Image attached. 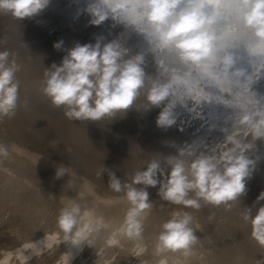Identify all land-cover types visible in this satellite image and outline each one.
<instances>
[{"label": "rangeland", "instance_id": "374dc122", "mask_svg": "<svg viewBox=\"0 0 264 264\" xmlns=\"http://www.w3.org/2000/svg\"><path fill=\"white\" fill-rule=\"evenodd\" d=\"M67 3H68V1L66 3L64 2L63 4L67 5ZM6 15L7 14H5V15L3 14V15H1V18H0V32L1 33L3 31L5 32L2 34L0 33V39H2V40H0V51H4L7 47L5 36L8 35V32H10V29H11L10 25H8V24L10 22L15 21V19L11 15H10V17H8L9 15H7L6 18H9L8 20L3 19L2 17L6 16ZM82 15H83V17H82ZM87 15H90V13L87 12V10L86 11L83 10V12L81 13V15L79 17V18L85 19V21H84L85 24H87V22L90 20V18H92V17H88ZM108 19H111L110 20V22H111L110 28H109L110 31L108 33H105L104 40H103V43L101 45L103 46L104 44H107L109 42H113V38H114V41L120 42L122 40L120 43L125 48L130 50L129 51L130 56L131 55L132 56L141 55L142 57L144 56L143 57L144 62L142 63V65L144 67L142 65L141 66L143 69L146 67L144 69V72H146L148 70L147 68H149V71H147V73H146L147 75L145 74L146 77H148L150 79V80L148 79L149 82L147 81L148 86L150 87L151 83L153 81L159 82V83H173L175 96L179 97L181 100L183 99L182 101L186 105L184 106V105H181L178 103L175 106L173 111L176 114V124L172 126L173 129L171 127L167 128V129H162V128L157 127V124H156L158 115L162 111V108L164 106H166L168 101H166L165 104L162 105V107L160 106L161 108L160 107L157 108L154 106L155 108L153 107L154 109H150L151 111H149V110L145 111L143 109L138 110L137 108L133 107V109L131 108L132 111H130L131 109H129L125 116H120L121 118L118 117V118H115L114 120H112L111 118H104L103 120H101L99 122L73 121V120H70V122H68L69 119L64 114L65 113L64 108L60 107V108H58L59 109V111H58L57 107H55V108L51 107L52 103H51L50 99L44 95L42 96V94H43L42 93L41 96L40 95L39 96L45 102H42V104L44 103L42 106L39 105L42 107L39 110L40 111L39 113H41L40 114L41 117L38 115L39 114L38 113L36 115L38 119L35 116L33 119H31V121H30V119L26 120V123L28 122V124H30V125H28V124L24 123L25 118L23 117L24 115L22 114L20 109H22L21 104L26 103L30 99V98H28V96L31 97L34 90L37 88L39 81H40V77L42 75L41 72H43V70L41 68H39L40 64L38 62H32L31 63V61H30V60L34 61L35 59L40 58L38 56L39 52L36 54H33V56L30 55L31 57L29 56V53H34L33 51H34V49L37 48V45L36 44L32 45L33 47L31 48V51L28 52V54L23 59H20L18 56H17V58H15V57L11 58V59H15V60L17 59L16 62H17V64L20 65V71L17 73V76L18 75L19 76L17 78L20 82V99L21 100L19 99V107L17 108V111H16L17 115L15 114L16 117H13L19 123L18 122L16 123V121L12 118H11L12 120L7 118L9 120V122L7 121V119L5 120L6 121L5 122L4 119L6 117L3 118V121L0 122V135L2 136V137H0V138H2V139H0L1 140L0 142H2V144L6 143V145H8L7 142L9 144H11V142H12V145H15L17 143L14 146L15 150H17V151L19 150L18 152H21V150H22L21 154H24V156L26 153H28V154L32 153L31 155H34L35 157L38 158V162L32 166L31 163L26 162L27 159L23 155H22V157L20 156V158H17L16 157L17 155L14 154L17 151H15L12 148L13 146L11 147V145H10V148H12L11 153H13L14 155H11V153H10V155L6 158L0 157V159L2 158V161L0 160V170H2L1 172L2 173L5 172L6 176L9 175L7 179L12 178L11 181L12 180L16 181L14 183L11 182L10 183L11 185H16L17 183H19L18 186H15L18 189L13 187V186L10 187L11 185L10 184H9L10 186L8 185L9 181H6L7 180L6 176L2 177V173L0 172L1 173V175H0V193H1L0 201L2 202V200H4L3 202L6 201V204L8 202L7 205H5V206L3 205V207L5 209L4 211H7V213L3 212V210H2L3 208L1 209L2 204H5V203L2 202V204H0L1 205V207H0V209H1L0 218L3 215L5 216V214H6V216L8 218H6V216H5V218L8 220L11 219L10 221H8L5 218H2L3 220L4 219L6 220V222L4 220V223H2L3 220L0 221V225H1L0 227H2V225L4 224L3 225L4 227L0 230V255H1L0 256V264H25V263H27V264L28 263H31V264L32 263L33 264H60L62 262L64 253H66L68 251V249L71 245L67 242L61 243V241L63 240V233L60 232V230L57 227L56 218L59 215L61 208H63L64 206L68 205L71 202H75V203L80 204L82 210H84V209L89 210L91 213V215L89 217L90 219L95 220V218H99L103 221V226L100 228V232L98 231L96 233H93V235L90 237V239L94 238L95 241H96V239L98 241V238H97L98 235L102 236V235L106 234V236H104V238H103V239H105L104 242L101 241L102 238L99 236V238H101V239H99L98 242L96 241V243H94V240L92 239L93 240L92 241L93 246H90L88 248V246L85 245L83 247L77 248V251H76L77 253L75 254L74 259L70 262V264H84V263L85 264H113V263L114 264H161V261H164V264H264V248L261 247L255 239L252 238L250 224L245 223L242 219V214L245 211V207L250 208L252 210V214L255 215L258 208L261 206H264V201H260L259 203L256 202L257 197L260 195V193L264 192V167H263L264 164H262V163H264V150H263L264 149L263 148L264 147V145H263L264 140H261L262 142L260 140H257L255 142L254 148L249 150V153H248L249 157L255 161V168L253 171L254 174L252 173L251 179L247 180V182H246V188H247L246 194L244 196H242L240 200H237L236 202H234L230 209L226 210L223 205H221L219 207L213 206L211 204L204 205L203 202H202V207L198 210L190 208V207H184L182 205H173V204H170L166 201L161 200L160 197L157 195L159 186H157L155 188L149 187L147 190L150 194L149 198L152 201L153 206L145 214V218H144V222H143V232H142L141 238L138 240H132V239H129L127 236H125L120 231L121 226L124 222V218H125L126 212L128 210L129 204H128V201L126 200V197H125L123 192H119V193L115 192L114 190H112L109 187V180H110L109 173L110 172L114 173L116 175V177L121 180L122 184L128 183V182H131V178L135 174V172H137L139 170H146V164L148 162H150L152 159H164L165 156L179 155V149H181V148H186V147L191 146V149H192V147H194V149H192V150L196 154L197 153L200 154L201 152H204V151H205L204 153H208L211 149L216 148L217 145H219V147H221V148L229 147L230 145L227 146V145L222 144L226 138V131L225 130H231L232 129L236 119L238 118V115H239L241 108L251 107L252 103L256 102V100H258L260 103H263L262 101H264V82L262 80H259V77L257 75H255V73L253 72V69H256V68L260 69V65L258 64L256 66H251V64H250V66H249L247 63H245L247 61L250 62L251 56L247 55L244 51H241L240 49L237 50L236 52H234L233 54H231L234 62L230 66L228 71L225 70V67L223 64V58L226 55H217L216 52H215V55L213 56V59L215 61L213 59L204 60L199 65L187 64L188 65L187 66L182 61L180 62V58H179V56H177L178 54L175 53L176 51L173 49L172 50L173 52L170 55L169 61L164 63V62H162L163 58L162 57L159 58V56H162V52H160L159 50H156L155 48L148 47V45L146 46L145 44H143V40L139 37L140 34H138L137 32L134 31L131 24L125 25V23H119L117 20L113 19L112 17H108ZM4 20H6V21H4ZM8 21H10V22L8 23ZM51 21H53L52 18H51ZM49 22H50V19H49ZM105 22L106 21H104L103 24H105ZM116 24H118V25H116ZM122 24H124L125 26ZM89 25L87 26V28L89 27L88 33H91L90 32L91 29L96 30V26L94 27L93 24H91V23ZM75 26H76L75 24H71L72 29L75 28ZM135 33H136V35H135ZM68 34L69 33H67V35ZM97 35L98 34L91 37L89 39V41L95 40ZM113 35H114V37H113ZM128 35H132V36H128ZM53 36H55V35H50V37L48 39L51 40V37H53ZM86 36H87V34H86ZM48 39L46 40V42H49ZM83 39H85V37L81 38L80 40H83ZM252 40L256 41L257 38L253 37ZM100 41H102V40H99L97 42H100ZM253 41H251V42H253ZM134 42L137 44H135ZM77 43L83 44V43H85V40L81 41V42L76 41V44ZM126 44H127V47H126ZM71 46H73V45L71 44L70 46L66 47L65 50H63L59 56H56V54H55V55H53V57L56 56V59H57V57L59 59L63 55L64 52H65L64 54H66V53H68L67 50L73 48ZM151 49H153V50L151 51ZM157 53H159V54H157ZM156 54H157V56H156ZM146 55H147V57H146ZM154 57L157 59V61ZM147 58H149V59H147ZM173 58H174V60H173ZM175 59H176V61H175ZM172 60H173V62H172ZM145 61H146V63H145ZM169 62H171L172 65ZM167 63H168V65H166ZM36 64L37 65L39 64L38 65L39 67ZM150 64H151V66H150ZM152 64H154V65L152 66ZM25 66H26V68H25ZM164 66H165V68H164ZM33 67H36V68H33ZM185 67H187V68H185ZM157 68L160 71L157 72ZM182 68H184V69H182ZM34 69L35 70L38 69L39 71L38 70L35 71ZM166 69H167V71H166ZM30 70H31V72H30ZM189 70H190V72H189ZM34 71H35V74L37 73L36 75L34 74ZM161 71H162V73H161ZM249 71H250V73H249ZM151 72H152V74L150 75ZM29 73H31V76ZM148 73H149V76H148ZM26 74L28 75L27 77H26ZM240 75H241V77H240ZM247 75H249V76H247ZM169 76H171V77H169ZM245 76H247V77H245ZM30 77H31V79H30ZM190 79H192V80L190 81ZM177 80H178V82H176ZM27 81H29V82H27ZM246 81H248V82H246ZM191 83H193V84H191ZM22 85H24V86H22ZM29 85L33 88H31ZM193 88H196L197 90L193 89ZM222 89H224V90H222ZM248 89H250V90L248 91ZM251 89H254V90H251ZM26 90L28 92L30 90H32V91H30L31 93L30 92L28 93L29 95L27 94V92H25V95L22 96V94ZM146 91H147V89L142 91V93H143L142 95L145 98L140 95L141 97L138 98V100H137L138 102L136 101V107L144 108L146 106V103H147V102H145L146 101ZM189 95L191 96L190 98H189ZM227 96H228V98H227ZM141 98H143V101ZM23 99L25 100V102ZM201 99L205 102L201 101ZM191 100H193V102ZM196 101H197V103H196ZM188 102H189V104H188ZM193 103H194V105H193ZM143 104H145V105H143ZM44 105H46L49 109L46 108V106H44ZM26 106H27V108L29 107V109H31V107L35 110L39 109V108H36V107H38L37 105L32 106V103L31 104L29 103ZM197 106H200L201 109ZM233 106H234V108H233ZM43 107L45 109H43ZM51 109H53L52 112H50ZM45 110H47V111H45ZM133 110L137 111V112H134ZM154 111H155V113H154ZM157 111H158V113H156ZM204 111H205V113H204ZM129 112H130V114H129ZM149 112H152V114ZM47 114L52 116V118L50 117V120L48 119L49 115H47ZM135 114H137V115L135 116ZM151 115L152 116L154 115V116L151 117ZM155 115L157 117H155ZM18 116L22 117V121H20L21 118ZM17 117L20 119L19 120L16 119ZM136 117H138V118H136ZM123 118H126V119H123ZM128 118L131 119L132 122H129L130 120L127 121ZM46 119H47L48 123H46ZM13 120H14V122H13ZM32 120H34V121L32 122ZM44 120H45V122H44ZM65 120H66V122H65ZM135 120H137V121H135ZM141 120H143V121H141ZM177 120H178V122H177ZM50 121H52V122L50 123ZM140 121H141V123H140ZM10 122L15 123L16 126L13 125V127H12ZM34 122H36V124L38 125L39 128L34 126V125H36ZM53 122H54V125L52 124ZM117 122H119V123H117ZM126 122H128V123H126ZM142 122L145 124H143ZM21 123L23 124L24 128H23ZM39 123H42L43 125L39 124ZM69 123H70V125H69ZM114 123H116V124H114ZM19 125H21V126H19ZM46 125H49V126L46 127ZM96 125L97 126L99 125V126L97 127ZM143 125H144V128H143ZM31 126H33V127H31ZM71 126H73V127H71ZM107 126H109L108 127L109 129L110 128L111 129L109 130L107 128ZM195 126H196V128H194ZM5 127H6V129L8 127L10 129L12 128L11 129L12 132H10L11 130L9 128H8L9 131L5 130ZM14 127H16V128H14ZM25 127H27V128H25ZM57 127H59V128H57ZM78 127H79V129H78ZM116 127H119V130ZM130 127L131 128L134 127V128L130 129ZM140 127L143 129H141ZM13 128H14V130H17V131L15 132L13 130ZM19 128H20V130H19ZM29 128H33V129L29 130ZM22 129H24V130H22ZM116 129H117V131H116ZM69 130H70L71 134H70ZM21 131H23V132L21 133ZM137 131L140 132V134ZM145 131H146V133H145ZM166 131H167V133H166ZM6 133H8L7 138L12 137L13 136L12 134H14L15 137L13 136L12 138H16L17 141L15 139H12V138H10V140L7 139ZM15 133L16 134L18 133V134L15 135ZM24 133L27 134V136L29 138ZM130 133L133 134V135L131 134V137H129ZM156 133H158L159 135H157ZM40 134H42V135L40 136ZM63 134L65 136H63ZM116 134H117V136H116ZM136 134H137V136H136ZM153 134H154V137H153ZM161 134H162V138H161ZM3 135L5 136V138ZM59 135H60V137H59ZM23 136H24V138H23ZM30 136H32V137H30ZM127 136L130 139L131 138L132 139L131 140L129 138L127 139L126 138ZM172 136H174V137L172 138ZM180 136H181V138H180ZM68 137H69V139H68ZM99 137H100V139H99ZM101 137H103L105 142L102 140ZM123 137H125V138H123ZM193 137H194V139H193ZM18 138L19 139L21 138L22 141L26 140V139H27V141H29V140L30 141L26 144V141L22 142ZM39 138H40V140H39ZM121 138H123V140ZM157 138H159V139H157ZM175 138L177 141L175 140ZM250 138L251 137H248V139L245 142H248V141L250 142L251 141ZM61 139H63V140H61ZM96 139H97V141H96ZM109 139H110L111 143H110ZM124 139L125 140L127 139L128 143L126 142L127 140L124 141ZM3 140L5 143L3 142ZM6 140H9V141H6ZM11 140H14V141H11ZM41 140H43L44 144H43V142H41ZM94 140H95V142H94ZM99 140L101 143L99 142ZM117 140H118V142H117ZM179 140H180V142H179ZM32 141H33V143H32ZM122 141H124V142L122 143ZM137 141H139V143ZM217 141H218V143H216ZM49 142H51V145ZM87 142L89 143V145ZM90 142H93V143H90ZM102 142H103V146H102ZM133 142H135L137 145H135V143H133ZM19 143L21 144V146H17V145H20ZM34 143L35 144L38 143V144L35 145ZM84 143H86L87 145ZM108 143H109V145H108ZM196 143H198V144H196ZM47 144L49 146L53 147L54 149L50 148ZM211 144H212V146H211ZM26 145H28V146L30 145L31 147L27 146L28 147L27 148ZM84 145H86V146H84ZM113 145H116V146H113ZM205 145H207V146H205ZM38 146L40 148L43 147V149L46 151V153H44L45 151L43 152V149L41 150L40 148H36ZM93 146H94V148H93ZM109 146H110V148H109ZM32 147H33L34 151L32 150ZM63 147H65V148H63ZM112 147H114V148H112ZM134 147H136V148L134 149ZM205 147H207V148H205ZM10 148L8 145V150ZM29 148L32 152L29 150ZM95 148H97L98 150L97 149L95 150ZM101 148H103L104 151L103 150L101 151ZM108 148H109V151H108ZM261 148H263V149H261ZM38 149H39V151H38ZM91 149H94V150L92 151ZM12 151H15V152H12ZM134 151L136 153H134ZM9 152H10V150H9ZM33 152H34V154H33ZM41 152H43V153L41 154ZM49 152H51V155H49ZM53 152H54V154H53ZM132 152H133V154H132ZM63 153H65V154H63ZM21 154L18 153V157ZM47 154H48V156H47ZM122 155H125V156H122ZM131 155H135V157L136 156L137 157L136 158L133 156L131 157ZM13 156H14V158L16 157L15 160H14ZM23 157L25 158V160H22V159H24ZM123 158H124V160H123ZM21 160L24 161L25 164H29V165L31 164L30 167L28 165H25ZM102 160H103V163H100V161L102 162ZM146 160H148V162ZM17 161L18 162L20 161V162L18 163ZM138 162H139V164H138ZM258 163L261 164L262 167H259L261 165H259ZM137 164L140 166H138ZM143 164H145V165H143ZM1 165L3 167H4V165H5V167L10 166L9 167L10 170H7L9 172V174L6 172V170L4 171V169H8V168L3 169V167ZM96 165H98V167ZM106 165H108L109 167H106ZM163 165L164 164L162 163V167H166L165 165L164 166ZM58 166L64 167L65 170L67 171V173L59 179L56 178V171H57ZM104 166H105V168H107L108 171L104 170L105 169ZM129 166H132V167H129ZM32 167H35V168H32ZM28 168L29 169L31 168L32 170L29 171ZM257 168L260 170H258ZM26 169H28V170H26ZM97 169L99 171H97ZM262 171H263V174H262ZM13 172L16 174H13ZM98 172H99V174H98ZM98 176H100V177H98ZM3 178H5V179H3ZM161 178H163V177H161ZM2 181L3 182L5 181V182L1 183ZM103 182H105V183L103 184ZM2 184H4V185H2ZM11 188H12V190L14 188L15 190H13V191H15V192H13L12 190H11L12 191L11 192L9 190ZM24 188H25V190H24ZM20 190L23 191V193L21 191L22 195H20V193L18 194V192H20ZM19 195H20V197H18ZM192 195H194V194H192ZM22 196H24V197H22ZM10 197L11 198L14 197V201H13V199L8 200V198H10ZM11 203H13L14 205L11 206L12 205ZM17 205H20L21 207L18 208ZM12 208H14V210ZM176 211L188 212L194 217L192 227L194 228V230H196L195 234L198 237V243L194 246L195 251L194 250H193L194 252L192 251L193 254H192V256L190 255L191 257L188 256L185 258V256L181 252H168V253L157 254L156 250H155L156 243L152 244L154 241H156L155 238L157 237L156 235L161 230V225L165 221L170 219L171 216L173 215V213ZM2 213H3V215H2ZM8 214L14 215L15 218L12 219L11 216ZM154 217H156V218H154ZM149 218L151 221L149 220ZM5 223H7V224H5ZM157 231H158V233H156ZM45 233H47L49 236H55V238H56L52 242L51 248H48L45 246L41 249L39 254H34L32 252L33 250L31 248L25 247L26 245L32 244V242L42 240L45 236ZM95 235H96V237H94ZM152 238H154L155 240ZM109 239H115L117 241V243L109 244L108 243ZM101 242L104 245L101 246L100 245V244H102ZM150 243L152 244L151 246H149ZM146 245L148 247L147 249H146ZM96 246H98V247H96ZM151 247H153V248H151ZM257 247H258V249H257ZM98 248H100V249L98 250ZM144 248L146 249L145 251H144ZM250 248H252V249L254 248V249L251 251ZM91 250H93L94 252L97 250L96 251L97 254H95ZM148 250H149V253L146 252ZM241 250H242V252L244 250L245 251L243 253L237 254V253L241 252ZM247 250H249L251 252H248ZM246 251L248 252V254L246 253ZM83 254H84V256H83ZM127 254L128 255L130 254L129 257H131V258H129ZM197 254H198V256H197ZM241 254H243V255H241ZM245 254L247 255V257ZM125 256H127V259H125ZM143 256H146V259ZM39 257H40V259L38 260V262H36ZM206 257H207V259H206ZM141 258H144V259H141ZM198 258H200V259H198ZM218 258H222L223 260H224V258L226 260H227V258H229V259L227 262L226 260L222 261V259H218Z\"/></svg>", "mask_w": 264, "mask_h": 264}, {"label": "clouds", "instance_id": "9594fccd", "mask_svg": "<svg viewBox=\"0 0 264 264\" xmlns=\"http://www.w3.org/2000/svg\"><path fill=\"white\" fill-rule=\"evenodd\" d=\"M182 0H147L146 20L152 25L160 45L176 51L184 64L199 65L213 56L216 51L215 35L208 29L216 22L214 12L190 5L180 8ZM50 0H0V15H11L23 21L40 14ZM126 0H97L87 11L90 23L100 25L109 14L121 20L127 11ZM179 9V10H178ZM243 23L252 30L258 41L264 40V0H251L243 15ZM63 41L54 43L61 49ZM7 50L0 51V120L13 118L19 107L20 82L17 73L20 65L10 57ZM231 55L223 58L225 70L233 64ZM141 55L130 56L129 50L119 41L95 45L77 43L64 56L60 64L53 63L44 73L42 93L53 106L65 110V116L73 121L99 122L104 118L114 120L126 115L133 107L150 110L153 106L163 107L157 117V127L167 129L176 124L175 106L186 105L175 96L173 83L153 81L149 87ZM178 82V80L176 81ZM147 89L146 106L136 107L141 92ZM226 131L224 145H217L210 152L196 154L191 146L179 149V155L152 159L146 170H139L131 182L123 183L112 172L109 173V187L123 192L129 207L120 231L129 239L142 236L145 214L152 208L149 187H157L161 200L173 205L200 209L204 205H223L226 210L246 194V182L251 179L255 161L248 155L257 140H264V104L258 100L251 107L241 108L231 130ZM251 137L250 142H245ZM8 146L0 143V157H8ZM190 158V159H189ZM162 163L166 167H162ZM67 171L57 167L56 178ZM159 174V175H158ZM163 177V178H161ZM194 194V195H192ZM264 201V192L257 197V203ZM89 210H82L80 204L71 202L61 208L56 218L57 227L63 233L62 242L76 248L91 246L90 237L103 226L99 218L90 219ZM245 223L251 227V236L264 247V206L255 215L245 207L242 214ZM194 217L183 211H176L161 225L156 238L157 254L181 252L185 257L192 255L198 243L194 228ZM55 236L45 233L42 240L32 242L29 247L39 254L43 247H52ZM115 244V239H109ZM164 264V261H161Z\"/></svg>", "mask_w": 264, "mask_h": 264}, {"label": "bare ground", "instance_id": "6f19581e", "mask_svg": "<svg viewBox=\"0 0 264 264\" xmlns=\"http://www.w3.org/2000/svg\"><path fill=\"white\" fill-rule=\"evenodd\" d=\"M68 1V3H67V5H64L63 3L65 2H67ZM95 2H97V0H50V4H49V6L45 9V10H43L40 14H38V15H36L35 17H32V18H25L23 21H21V20H18V19H15V21H13V22H10V21H8V25H10V32H8V35H6L5 36V39H6V43H7V47H6V49L5 50H7V51H9L10 53H12L13 55L10 57V58H17V56L20 58V59H23L27 54H28V52H30L31 51V48L33 47L32 45H37V48L36 49H34V53H29V56L30 55H32L33 56V54H36V53H38L39 52V59H35L34 61L33 60H30L31 61V63L32 62H38L39 64H40V67L39 68H41L42 70H43V72H41L42 73V75H41V77H40V81H39V84H38V86H37V88L34 90V92H33V94H32V96L31 97H29L28 96V98H30L26 103H24V104H21L22 106V109H20L21 110V112H22V114L24 115L23 117L25 118V122L24 123H26V120H29L30 119V121H31V119H33L40 111V109L42 108L41 106L44 104H42V102H45V101H43L42 99H41V94H42V87H43V81H44V73H45V70H46V68L47 67H51V65L53 64V63H56V64H60L61 63V61H62V59L64 58V56H66L67 55V53L66 54H64L63 53V55L58 59V57H57V59H56V56H59L60 55V53L63 51V50H65V48L66 47H68V46H70L71 44L73 45V46H71V47H74L75 46V44H76V41H79V42H81V41H84L85 40V43H83V44H88V43H91V44H93V45H95L96 43H97V41H99V40H102V41H100L101 42V44L103 43V40H104V35H105V33H108L110 30H109V28H110V20L111 19H107V20H105L106 22H105V24H100V25H93L94 27L96 26V30H90V32L91 33H88V30H89V27L87 28V26L90 24V20L92 19V18H90V20L87 22V24H85L84 23V21H85V19L83 18H79L80 17V15H81V13L83 12V10H87L88 9V7L92 4V3H95ZM126 2H127V4H128V8H127V11L123 14V16H122V18H121V20H117L119 23H125V25H127V24H131V26H132V28L134 29V31L135 32H137L138 34H140L139 35V37L143 40V44H145L146 46L148 45V47H151V48H155L156 50H159L160 52H162V56H159V58L160 57H162L163 58V61L162 62H168L169 61V58H170V55L172 54V48L171 49H162L161 47H160V42H159V40H158V38L155 36V35H153V34H151L150 32H148V31H143V30H141V28H142V26L136 21V19H135V11H134V8L132 7V5H134L135 3H137L138 2V0H126ZM187 3V0H185V2H184V4H182L181 6H180V8H182V7H184L185 6V4ZM233 3H234V0H219V7L218 8H216V9H214V11H216L218 14L216 15V17H217V19H216V22L214 23V25H213V33H214V35H215V46H216V54L217 55H231V54H233L234 52H236L237 50H241V51H244L247 55H249V56H251V60H250V62H245V63H247L249 66H250V64H251V66H256V65H260V69H258V68H256V69H253V72L255 73V75H257L258 77H259V80H262L263 82H264V50H262V48H261V45H260V42L258 41V40H256V41H253L252 40V38H253V36H251L250 35V33L252 32V30L251 29H249V35L248 36H241V34L237 31V29H236V27H235V8L232 6L233 5ZM179 10V9H178ZM206 11H208V12H210L211 11V9H206ZM88 12V11H87ZM84 14V13H83ZM5 15V14H4ZM88 17H91L90 15H87ZM86 16V17H87ZM5 17V18H4ZM4 17H2L3 19H6V20H8L9 18H6L7 17V15L6 16H4ZM8 17H10V15L8 16ZM82 17H83V15H82ZM85 17V16H84ZM109 17H112V15L110 14L109 15ZM0 18H1V15H0ZM12 18V17H11ZM10 18V19H11ZM51 18H52V20L53 21H51ZM49 19H50V22H49ZM6 20H4V21H6ZM12 20V19H11ZM14 20V19H13ZM3 21V20H2ZM1 21V22H2ZM87 21V20H86ZM71 24H75L76 26H75V28H73L72 29V27H71ZM115 24V23H114ZM116 25H118V24H116ZM122 25H124V24H122ZM124 25V26H125ZM90 26V25H89ZM123 26V27H124ZM119 27V26H118ZM130 27V26H129ZM122 28V27H121ZM126 28V27H125ZM130 29V28H129ZM4 30V29H3ZM6 31V30H5ZM6 32V33H7ZM1 33V32H0ZM2 33H5L4 31L2 32ZM1 33V34H2ZM51 33V34H50ZM67 33H69L68 35H67ZM114 33V32H113ZM132 33V32H131ZM86 34H87V36H86ZM96 34H98L97 35V37H96V39L95 40H90L89 41V39L91 38V37H93V36H95ZM110 34V33H109ZM116 34V33H115ZM50 35H55V36H53V37H51V40H49L48 38L50 37ZM135 35H136V33H135ZM134 35V36H135ZM109 36V35H108ZM128 36H132V35H128ZM127 36V37H128ZM85 37V39H83V40H80L81 38H84ZM113 37H114V35H113ZM135 38V37H134ZM49 40V42H46V40ZM109 39V38H108ZM119 39V38H118ZM128 39V38H127ZM132 39V38H131ZM137 39V38H136ZM0 40H2V39H0ZM110 40V39H109ZM60 41H63V45H62V47H61V49H59V50H57L56 48H54V43H56V42H60ZM108 41V40H107ZM113 41H114V38H113ZM122 41V40H121ZM120 41V42H121ZM130 41V40H129ZM251 41H253V42H251ZM99 42V43H100ZM142 42V41H141ZM135 43V42H134ZM133 43V44H134ZM80 44H82V43H80ZM135 44H137V43H135ZM139 44V43H138ZM31 45V46H30ZM129 45V44H128ZM133 46V45H132ZM141 46V45H140ZM139 46V47H140ZM145 46V47H146ZM35 47V46H34ZM126 47H127V44H126ZM63 48V49H62ZM134 48V47H133ZM141 48V47H140ZM142 49V48H141ZM70 50V49H69ZM69 50H67V52L69 51ZM133 50V49H132ZM143 50V49H142ZM145 50V49H144ZM148 50V49H147ZM153 49H151V51H152ZM130 51V50H129ZM247 51V52H246ZM141 52V51H140ZM143 53V52H142ZM149 53V52H148ZM147 53V54H148ZM153 53V52H152ZM176 53V52H175ZM56 54V56L55 57H53V55H55ZM130 54V53H129ZM134 54V53H133ZM145 54V53H144ZM157 54H159V53H157ZM157 54H156V56H157ZM245 54V55H246ZM21 55V56H20ZM136 55V54H135ZM152 55V54H151ZM155 55V54H154ZM244 55V56H245ZM28 56V57H29ZM132 56V55H131ZM178 56V55H177ZM238 56V55H237ZM242 56V55H241ZM31 57V56H30ZM29 57V58H30ZM144 57V56H143ZM146 57H147V55H146ZM145 57V58H146ZM38 58V57H37ZM150 58V57H149ZM149 58H147V59H149ZM155 58V57H154ZM172 58V57H171ZM175 58V57H174ZM174 58H173V60H174ZM238 58V57H237ZM31 59V58H30ZM156 59V58H155ZM213 59V58H212ZM25 60V59H24ZM173 60H172V62H173ZM214 60V59H213ZM16 61H17V59H16ZM21 61V60H20ZM29 61V60H28ZM29 61V62H30ZM153 61V60H152ZM155 61V60H154ZM156 61H157V59H156ZM159 61V60H158ZM175 61H176V59H175ZM215 61V60H214ZM241 61V60H240ZM243 61V60H242ZM144 62V61H143ZM151 62V61H150ZM160 62V61H159ZM158 62V63H159ZM180 62H181V60H180ZM30 63V64H31ZM145 63H146V61H145ZM169 63H171V62H169ZM22 64V63H21ZM149 65V64H148ZM154 64H152V66H153ZM159 65V64H158ZM162 65V64H161ZM166 65H168V63L166 64ZM171 65H172V63H171ZM170 65V66H171ZM177 65V64H176ZM180 65V64H179ZM187 65V64H186ZM241 65V64H240ZM245 65V64H244ZM143 66V65H142ZM150 66H151V64H150ZM157 66V65H156ZM174 66V65H173ZM188 66V65H187ZM37 67V68H38ZM144 67V66H143ZM163 67V66H162ZM167 67V66H166ZM223 67V66H222ZM25 68H26V66H25ZM28 68V67H27ZM33 68H36V67H33ZM38 68V69H39ZM146 68V67H145ZM144 68V69H145ZM154 68V67H153ZM152 68V69H153ZM164 68H165V66H164ZM185 68H187V67H185ZM244 68V67H243ZM242 68V69H243ZM32 69V68H31ZM38 69H36V70H38ZM40 69V70H41ZM148 70L147 71H149V68H147ZM172 69V68H171ZM182 69H184V68H182ZM240 69V68H239ZM24 70V69H23ZM26 70V69H25ZM35 70V69H34ZM35 70V71H36ZM154 70V69H153ZM186 70V69H185ZM245 70V69H244ZM35 71H34V74H35ZM39 71V70H38ZM147 71L145 72V74L147 73ZM151 71V70H150ZM158 71H160V70H158V68H157V72ZM166 71H167V69H166ZM184 71V70H183ZM246 71V70H245ZM30 72H31V70H30ZM188 72V71H187ZM186 72V73H187ZM189 72H190V70H189ZM161 73H162V71H161ZM178 73V72H177ZM195 73V72H194ZM238 73V72H237ZM249 73H250V71H249ZM22 74V73H21ZM28 74V73H27ZM26 74V77L28 76ZM30 74V76H31V73H29ZM37 74V73H36ZM35 74V75H36ZM152 74V72L150 73V75ZM155 74V73H154ZM153 74V75H154ZM188 74V73H187ZM247 74V73H246ZM147 75V74H146ZM178 75V74H177ZM190 75V74H189ZM253 75V74H252ZM19 76V75H18ZM17 76V77H18ZM148 76H149V73H148ZM236 76V75H235ZM247 76H249V75H247ZM247 76H245V77H247ZM25 77V76H24ZM158 77V76H157ZM169 77H171V76H169ZM189 77V76H188ZM240 77H241V75H240ZM23 78V77H22ZM21 78V79H22ZM151 78V77H150ZM162 78V77H161ZM18 79V78H17ZM30 79H31V77H30ZM29 79V80H30ZM229 79V78H228ZM242 79V78H241ZM256 79V78H255ZM150 80V79H149ZM192 79H190V81H191ZM247 80V79H246ZM258 80V81H259ZM37 81V80H36ZM35 81V82H36ZM181 81V80H180ZM249 81V80H248ZM248 81H246V82H248ZM252 81V80H251ZM27 82H29V81H27ZM34 82V81H33ZM149 82V81H148ZM250 82V81H249ZM254 82V81H253ZM252 82V83H253ZM37 83V82H36ZM191 84H193V83H191ZM32 85V84H31ZM185 85V84H184ZM249 85V84H248ZM262 85V84H261ZM22 86H24V85H22ZM30 86V85H29ZM33 86V85H32ZM196 86V85H195ZM242 86V85H241ZM247 86V85H246ZM252 86V85H251ZM250 86V87H251ZM31 87V86H30ZM182 87V86H181ZM186 87V86H185ZM202 87V86H201ZM212 87V86H211ZM28 88V87H27ZM31 88H33V87H31ZM174 88V87H173ZM176 88V87H175ZM183 88V87H182ZM208 88V87H207ZM252 88V87H251ZM30 89V88H29ZM193 89H196V88H193ZM206 89V88H205ZM25 90V89H24ZM197 90V89H196ZM195 90V91H196ZM222 90H224V89H222ZM226 90V89H225ZM245 90V89H244ZM250 89H248V91H249ZM251 90H254V89H251ZM30 91H32V90H30ZM29 91V92H30ZM193 91V90H192ZM205 91V90H204ZM25 92H27V94L29 93L27 90L26 91H24V93L22 94V96L23 95H25ZM147 92V91H146ZM254 92V91H253ZM258 92V91H257ZM31 93V92H30ZM193 93V92H192ZM195 93V92H194ZM220 93V92H219ZM252 93V92H251ZM143 93L141 92V96H143L142 95ZM201 94V93H200ZM207 94V93H206ZM226 94V93H225ZM250 94V93H249ZM29 95V94H28ZM40 95V96H39ZM27 96V95H26ZM42 96H43V94H42ZM141 96H139V97H141ZM184 96V95H183ZM195 96V95H194ZM201 96V95H200ZM208 96V95H207ZM144 97V96H143ZM191 96L189 95V98H190ZM196 97V96H195ZM24 98V97H23ZM145 98V97H144ZM193 98V97H192ZM201 98V97H200ZM227 98H228V96H227ZM27 99V98H26ZM142 99V101H143V98H141ZM233 99V98H232ZM21 100V99H20ZM24 100V99H23ZM22 100V101H23ZM138 100V99H137ZM183 100V99H182ZM198 100V99H197ZM207 100V99H206ZM210 100V99H209ZM208 100V101H209ZM227 100V99H226ZM192 102H193V100H191ZM190 101V102H191ZM201 101H203L202 99H201ZM228 101V100H227ZM226 101V102H227ZM21 102V101H20ZM24 102H25V100H24ZM138 102V101H137ZM146 102V101H145ZM195 102V101H194ZM203 102H205V101H203ZM207 102V101H206ZM263 103H261V104H264V101H262ZM31 104L32 103V106H34V105H37L38 107H36V108H39L38 110H35V109H33L32 107H31V109H29V107L27 108V104ZM196 103H197V101H196ZM34 104V105H33ZM51 104V103H50ZM147 104V103H146ZM188 104H189V102H188ZM191 104V103H190ZM39 105H41V106H39ZM143 105H145V104H143ZM193 105H194V103H193ZM196 105V104H195ZM230 105V104H229ZM234 105V104H233ZM31 106V105H30ZM44 106H46V105H44ZM50 106V105H49ZM142 106V105H141ZM185 106V105H184ZM51 107H54L55 108V106H51ZM154 107V106H153ZM151 108V109H154V108ZM162 107V106H161ZM160 107V108H161ZM179 107V106H178ZM191 107V106H190ZM189 107V108H190ZM196 107V106H195ZM197 107H199L200 108V106H197ZM218 107V106H217ZM46 108H48L47 106H46ZM157 108H159V107H157ZM183 108V107H182ZM227 108V107H226ZM233 108H234V106H233ZM43 109H45L44 107H43ZM49 109V108H48ZM133 109V108H132ZM132 109L130 110V111H132ZM163 109V108H162ZM184 109V108H183ZM182 109V110H183ZM201 109V108H200ZM57 110L59 111V109L57 108ZM17 111V110H16ZM19 111V110H18ZM45 111H47V110H45ZM44 111V112H45ZM53 111V109H51V111L50 112H52ZM134 111V110H133ZM149 111H151V110H149ZM153 111V110H152ZM156 111V110H155ZM155 111H154V113H155ZM62 112V111H61ZM134 112H137V111H134ZM178 112V111H177ZM186 112V111H185ZM196 112V111H195ZM63 113V112H62ZM143 113V112H142ZM149 113H151L152 114V112H149ZM153 113V114H154ZM156 113H158V111L156 112ZM204 113H205V111H204ZM233 113V112H232ZM21 114V115H22ZM40 114L41 113H39L38 115L40 116ZM58 114V113H57ZM129 114H130V112H129ZM144 114V113H143ZM16 115H17V113H16ZM20 115V114H19ZM47 115H49V114H47ZM132 115V114H131ZM130 115V116H131ZM137 114H135V116H136ZM139 115V114H138ZM147 115V114H146ZM145 115V116H146ZM176 115V114H175ZM228 115V114H227ZM56 116V115H55ZM64 116V115H63ZM62 116V117H63ZM125 116V115H124ZM154 116V115H153ZM152 115H151V117H153ZM189 116V115H188ZM187 116V117H188ZM14 117H16V116H14ZM18 117H20L21 118V120L20 121H22V117L21 116H18ZM16 118V119H20V118ZM41 117V116H40ZM49 118V120H50V117L52 118V116L51 115H49L48 116ZM118 117H120V116H118ZM117 117V118H118ZM128 117V116H127ZM126 117V118H127ZM134 117V116H133ZM140 117V116H139ZM155 117H157L156 115H155ZM36 118H37V116H36ZM121 118V117H120ZM126 118H123V119H126ZM132 118V117H131ZM136 118H138V117H136ZM148 118V117H147ZM185 118V117H184ZM231 118V117H230ZM7 119V117L4 119V121ZM9 119V118H8ZM7 119V121L9 122V120ZM12 119H14V118H12ZM11 119V120H12ZM38 119V118H37ZM40 119V118H39ZM42 119V118H41ZM57 119V118H56ZM144 119V118H143ZM226 119V118H225ZM15 120V119H14ZM14 120H13V122H14ZM24 120V119H23ZM120 120V119H119ZM130 120V121H129ZM134 120V119H133ZM148 120V119H147ZM155 120V119H154ZM1 121H3V119L2 120H0V122ZM16 121V123L18 122L17 120H15ZM34 120H32V122H33ZM41 121V120H40ZM56 121V120H55ZM118 121V120H117ZM124 121V120H123ZM127 121H129V122H132L131 121V119H129L128 118V120ZM135 121H137V120H135ZM141 121H143V120H141ZM141 121H140V123H141ZM145 121V120H144ZM186 121V120H185ZM196 121V120H195ZM198 121V120H197ZM6 122V121H5ZM12 122V123H13ZM44 122H45V120H44ZM43 122V123H44ZM52 121H50V123H51ZM60 122V121H59ZM63 122V121H62ZM65 122H66V120H65ZM68 122H70V120H68ZM122 122V121H121ZM177 122H178V120H177ZM180 122V121H179ZM188 122V121H187ZM11 123V122H10ZM11 123V125H12V127H13V125H15V123H13L12 124ZM19 123V122H18ZM35 124H36V122H34ZM33 123V124H34ZM46 123H48V121H47V119H46ZM61 123V122H60ZM105 123V122H104ZM117 123H119V122H117ZM126 123H128V122H126ZM143 123V122H142ZM149 123V122H148ZM22 124V123H21ZM26 124H28V122L26 123ZM32 124V125H33ZM39 124H42V123H39ZM53 125H54V122L52 123ZM114 124H116V123H114ZM138 124V123H137ZM143 124H145V123H143ZM150 124V123H149ZM28 125H30V124H28ZM37 125V124H36ZM36 125H34L35 127H38V125L36 126ZM43 125V124H42ZM50 125V124H49ZM49 125H46V127L47 126H49ZM69 125H70V123H69ZM122 125V124H121ZM9 126V125H8ZM16 126V125H15ZM19 126H21V125H19ZM22 126H23V124H22ZM51 126V125H50ZM91 126V125H90ZM97 126V125H96ZM99 126V125H98ZM97 126V127H98ZM113 126V125H112ZM127 126V125H126ZM138 126V125H137ZM140 126V125H139ZM7 127V126H6ZM6 127H5V130H8V128L10 127H8L7 129H6ZM18 127V126H17ZM31 127H33V126H31ZM45 127V126H44ZM52 127V126H51ZM71 127H73V126H71ZM75 127V126H74ZM77 127V126H76ZM88 127V126H87ZM86 127V128H87ZM101 127V126H100ZM105 127V126H104ZM109 126H107V128H108ZM111 127V126H110ZM156 127V126H155ZM14 128H16V127H14ZM14 128H13V130H14ZM21 128V127H20ZM20 128H19V130H20ZM23 128H24V126H23ZM25 128H27V127H25ZM39 128V127H38ZM57 128H59V127H57ZM81 128V127H80ZM116 128H118V130H119V127H116ZM128 128V127H127ZM126 128V129H127ZM132 128H134V127H132ZM131 127H130V129H132ZM138 128V127H137ZM136 128V129H137ZM141 128V127H140ZM143 128H144V125H143ZM143 128H141V129H143ZM172 128V127H171ZM194 128H196V126L194 127ZM10 129V128H9ZM12 129V128H11ZM10 129V130H11ZM31 129H33V128H29V130H31ZM56 129V128H55ZM66 129V128H65ZM68 129V128H67ZM78 129H79V127H78ZM109 129V128H108ZM111 129V128H110ZM109 129V130H110ZM115 129V128H114ZM135 129V130H136ZM173 129V128H172ZM175 129V128H174ZM22 130H24V129H22ZM48 130V129H47ZM83 130V129H82ZM122 130V129H121ZM128 130V129H127ZM134 130V129H133ZM155 130V129H154ZM171 130V129H170ZM196 130V129H195ZM209 130V129H208ZM9 131V130H8ZM15 132L17 131V130H14ZM13 131V132H14ZM26 131V130H25ZM36 131V130H35ZM38 131V130H37ZM41 131V130H40ZM59 131V130H58ZM61 131V130H60ZM65 131V130H64ZM116 131H117V129H116ZM115 131V132H116ZM125 131V130H124ZM132 131V130H131ZM169 131V130H168ZM184 131V130H183ZM5 132V131H4ZM10 132H12V130L10 131ZM20 132V131H19ZM18 132V133H19ZM23 131H21V133H22ZM32 132V131H31ZM69 132H70V130H69ZM123 132V131H122ZM130 132V131H129ZM134 132V131H133ZM138 132V131H137ZM157 132V131H156ZM17 133V134H18ZM26 133V132H25ZM24 133V134H25ZM34 133V132H33ZM41 133V132H40ZM43 133V132H42ZM45 133V132H44ZM114 133V132H113ZM139 134H140V132H138ZM145 133H146V131H145ZM159 133V132H158ZM158 133H156L157 135H159ZM161 133V132H160ZM165 133V132H164ZM163 133V134H164ZM166 133H167V131H166ZM174 133V132H173ZM190 133V132H189ZM2 134V133H1ZM8 133H6V138H7V135ZM16 133H15V135H17ZM51 134V133H50ZM70 134H71V132H70ZM131 134L132 133H130V136L129 137H131ZM169 134V133H168ZM180 134V133H179ZM207 134V133H206ZM214 134V133H213ZM11 135V134H10ZM13 136H14V134H12ZM21 135V134H20ZM26 136H27V134H25ZM31 135V134H30ZM42 134H40V136H41ZM107 135V134H106ZM114 135V134H113ZM133 135V134H132ZM152 135V134H151ZM156 135V136H157ZM4 136V135H3ZM12 136V137H13ZM63 136H65L64 134H63ZM68 136V135H67ZM115 136V135H114ZM116 136H117V134H116ZM126 136V135H125ZM136 136H137V134H136ZM144 136V135H143ZM147 136V135H146ZM0 137H2L1 135H0ZM12 137H8L7 139H9L10 140V138H12ZM15 137V136H14ZM20 137V136H19ZM28 137V136H27ZM30 137H32V136H30ZM44 137V136H43ZM48 137V136H47ZM59 137H60V135H59ZM58 137V138H59ZM70 137V136H69ZM69 137H68V139H69ZM128 136L126 137L127 139L129 138ZM153 137H154V134H153ZM160 137V136H159ZM174 136H172V138H173ZM4 138H5V136H4ZM23 138H24V136H23ZM29 138V137H28ZM34 138V137H33ZM42 138V137H41ZM45 138V137H44ZM102 138V140L105 142V140L103 139V137H101ZM107 138V137H106ZM110 138V137H109ZM117 138V137H116ZM123 138H125V137H123ZM123 138H121L122 140H123ZM150 138V137H149ZM161 138H162V134H161ZM177 138V137H176ZM176 138H175V140H176ZM180 138H181V136H180ZM179 138V139H180ZM209 138V137H208ZM215 138V137H214ZM0 139H2V138H0ZM12 139H15L16 140V138H12ZM19 139V138H18ZM26 139V138H25ZM51 139V138H50ZM65 139V138H64ZM99 139H100V137H99ZM111 139V138H110ZM110 139H109V141H110ZM126 139V140H127ZM130 139V138H129ZM132 139V138H131ZM130 139V140H131ZM151 139V138H150ZM149 139V140H150ZM157 139H159V138H157ZM183 139V138H182ZM193 139H194V137H193ZM211 139V138H210ZM248 139V138H247ZM251 139V138H250ZM9 140H6V141H9ZM19 140H21V138L19 139ZM38 140V139H37ZM39 140H40V138H39ZM61 140H63V139H61ZM125 139H124V141H126ZM129 140V141H130ZM215 140V139H214ZM218 140V139H217ZM1 141V140H0ZM11 141H14V140H11ZM10 141V142H11ZM17 141V140H16ZM22 141V140H21ZM20 141V142H21ZM24 142L26 141V144L30 141H27V139L26 140H23ZM22 141V142H23ZM53 141V140H52ZM96 141H97V139H96ZM115 141V140H114ZM113 141V142H114ZM124 141H122V143L124 142ZM157 141V140H156ZM169 141V140H168ZM177 141V140H176ZM192 141V140H191ZM216 141V140H215ZM261 141V140H260ZM3 142H4V140H3ZM41 142H43V140H41ZM48 142V141H47ZM65 142V141H64ZM94 142H95V140H94ZM99 142H100V140H99ZM117 142H118V140H117ZM120 142V141H119ZM127 143H128V140L126 141ZM138 143H139V141H137ZM144 142V141H143ZM166 142V141H165ZM179 142H180V140H179ZM213 142V141H212ZM211 142V143H212ZM249 142V141H248ZM259 142V141H258ZM262 142V141H261ZM0 143H2V142H0ZM5 143V142H4ZM31 143V142H30ZM32 143H33V141H32ZM31 143V144H32ZM46 143V142H45ZM50 143V145H51V142H49ZM48 143V144H49ZM88 143V142H87ZM90 143H93V142H90ZM98 143V142H97ZM101 143V142H100ZM110 143H111V141H110ZM121 143V144H122ZM126 143V144H127ZM133 143H135V142H133ZM206 143V142H205ZM216 143H218V141L216 142ZM7 144L9 145V148H10V145H11V147L14 149V146L17 144H15V145H12V142H11V144H9L8 142H7ZM14 144V143H13ZM20 144V143H19ZM25 144V143H24ZM35 144V143H34ZM38 144V143H37ZM37 144H35V145H37ZM40 144V143H39ZM43 144H44V142H43ZM47 144V145H48ZM57 144V143H56ZM84 144H86V143H84ZM151 144V143H150ZM196 144H198V143H196ZM200 144V143H199ZM213 144V143H212ZM212 144H211V146H212ZM5 145H6V143H5ZM7 145V146H8ZM87 145V144H86ZM86 145H84V146H86ZM88 145H89V143H88ZM96 145V144H95ZM108 145H109V143H108ZM117 145V144H116ZM116 145H113V146H116ZM129 145V144H128ZM135 145H137L136 143H135ZM139 145V144H138ZM203 145V144H202ZM210 145V144H209ZM264 145V144H263ZM17 146H21V144L20 145H17ZM28 145H26V147H27ZM33 146V145H32ZM49 146V145H48ZM81 146V145H80ZM102 146H103V142H102ZM193 146V145H192ZM205 146H207V145H205ZM214 146V145H213ZM228 146V145H227ZM28 147H31L30 145L28 146ZM27 147V148H28ZM50 148H53V147H51V146H49ZM79 147V146H78ZM121 147V146H120ZM137 147V146H136ZM136 147H134V149L136 148ZM204 147V146H203ZM230 147V146H229ZM12 148H10L9 150H10V153H11V149ZM21 148V147H20ZM36 148H40L39 146L38 147H36ZM63 148H65V147H63ZM86 148V147H85ZM90 148V147H89ZM93 148H94V146H93ZM109 148H110V146H109ZM109 148H108V151H109ZM112 148H114V147H112ZM144 148V147H143ZM205 148H207V147H205ZM224 148V147H223ZM256 148V147H255ZM264 148V147H263ZM263 148H261V149H263ZM19 149V148H18ZM26 149V148H25ZM41 150L43 149V147H41L40 148ZM47 149V148H46ZM54 149V148H53ZM82 149V148H81ZM97 148H95V150H96ZM142 149V148H141ZM179 149V148H178ZM177 149V150H178ZM192 149H194V147H192ZM199 149V148H198ZM15 150V149H14ZM29 150H30V148H29ZM32 150H33V147H32ZM51 150V149H50ZM70 150V149H69ZM77 150V149H76ZM92 151L94 150V149H91ZM98 150V149H97ZM103 150V148H101V151ZM112 150V149H111ZM124 150V149H123ZM200 150V149H199ZM264 150V149H263ZM15 151H17V150H15ZM15 151H12V152H15ZM19 151V150H18ZM17 151V152H18ZM31 151V150H30ZM34 151V150H33ZM38 151H39V149H38ZM37 151V152H38ZM45 150L43 149V152H44ZM62 151V150H61ZM104 151V150H103ZM122 151V150H121ZM137 151V150H136ZM198 151V150H197ZM209 151V150H208ZM16 152V153H17ZM24 152V151H23ZM32 152V151H31ZM43 152H41V154L43 153ZM48 152V151H47ZM199 152V151H198ZM205 152V151H204ZM210 152V151H209ZM263 152V151H262ZM16 153H14L15 155H17L16 157L17 158H20V156L22 157V155L24 156V154H21L22 153V150H21V152H18L19 154H21V155H19V157H18V153L16 154ZM44 153H46V151L44 152ZM70 153V152H69ZM108 153V152H107ZM122 153V152H121ZM126 153V152H125ZM134 153H136L135 151H134ZM254 153V152H253ZM13 153H11V155H14ZM27 154V155H26ZM25 154V158L28 160H26V162L28 163H31L32 164V166L34 165V164H36L37 162H38V158L37 157H35L34 155H31V154H28V153H26ZM33 154H34V152H33ZM53 154H54V152H53ZM58 154V153H57ZM63 154H65V153H63ZM104 154V153H103ZM132 154H133V152H132ZM258 154V153H257ZM49 155H51V152H49ZM56 155V154H55ZM108 155V154H107ZM117 155V154H116ZM197 155H198V153H197ZM249 155V154H248ZM47 156H48V154H47ZM58 156V155H57ZM75 156V155H74ZM122 156H125V155H122ZM135 157V155H131V157ZM16 157L14 158V156H13V158H14V160L16 159ZM23 157V158H24ZM115 157V156H114ZM118 157V156H117ZM116 157V158H117ZM130 157V158H131ZM137 157V156H136ZM135 157V158H136ZM161 157V156H160ZM252 157V156H251ZM25 158L24 159H22V160H25ZM61 158V157H60ZM72 158V157H71ZM144 158V157H143ZM63 159V158H62ZM67 159V158H66ZM1 161H2V158L0 159ZM13 160V161H14ZM18 160V159H17ZM21 160V161H22ZM107 160V159H106ZM109 160V159H108ZM123 160H124V158H123ZM122 160V161H123ZM62 161V160H61ZM147 162H148V160H146ZM258 161V160H257ZM12 162V161H11ZM18 162V161H17ZM20 162V161H19ZM18 162V163H19ZM23 163H24V161H22ZM128 162V161H127ZM130 162V161H129ZM100 163H103V160H102V162L100 161ZM108 163V162H107ZM106 163V164H107ZM126 163V162H125ZM3 164V163H2ZM10 164V163H9ZM25 164V163H24ZM30 164V165H31ZM74 164V163H73ZM138 164H139V162H138ZM137 164V165H138ZM259 164V163H258ZM262 164H264V163H262ZM25 165H28L29 167H30V165L29 164H25ZM99 165V164H98ZM98 165H96L97 167H98ZM102 165V164H101ZM143 165H145V164H143ZM147 165V164H146ZM259 165H261V164H259ZM258 165V166H259ZM2 166V165H1ZM27 166V167H28ZM138 166H140V165H138ZM164 166V165H163ZM257 166V167H258ZM3 167V166H2ZM10 167V166H9ZM9 167L7 166V167H5V165H4V167H3V169L4 168H8V169H4V171L6 170V172L9 174V172L7 171V170H10L9 169ZM60 168H62V169H65L64 167H61V166H59ZM106 167H109L108 165H106ZM129 167H132V166H129ZM259 167H262V165L261 166H259ZM264 167V166H263ZM32 168H35V167H32ZM104 168H105V166H104ZM140 168V167H139ZM143 168V167H142ZM29 169V168H28ZM28 169H26V170H28ZM258 169V168H257ZM30 170H32L31 168L29 169V171ZM96 170V169H95ZM104 170H107V168H105ZM258 170H260V169H258ZM2 170H0V172H1ZM12 171V170H11ZM97 171H99L98 169H97ZM108 171V170H107ZM106 172V171H105ZM2 173V172H1ZM1 173H0V175H1ZM5 173V172H4ZM4 173H2V177H4V176H6V173L4 174ZM11 173V172H10ZM39 173V172H38ZM101 173V172H100ZM4 174V175H3ZM13 174H16V173H14L13 172ZM98 174H99V172H98ZM254 174V173H253ZM262 174H263V171H262ZM11 175V174H10ZM97 175V174H96ZM106 175V174H105ZM8 176L9 175H7L6 176V179L8 178ZM101 176V175H100ZM100 176H98V177H100ZM16 178V177H15ZM104 178V177H103ZM3 179H5V178H3ZM12 179V178H11ZM11 179H7L6 181H9V183H8V185L11 183V182H16L15 180L13 181H11ZM259 179V178H258ZM5 182V181H4ZM3 181L1 182V183H4ZM12 183V184H13ZM105 182H103V184H104ZM18 184L19 183H17L16 185H9L10 187H15V186H18ZM2 185H4V184H2ZM15 188H17V187H15ZM18 189V188H17ZM21 189V188H20ZM71 189V188H70ZM10 191L12 190V188L11 189H9ZM13 190H15L14 188H13ZM12 190V191H13ZM24 190H25V188H24ZM11 191V192H12ZM21 191L22 190H20V192H18V194L20 193V195H22L21 194ZM27 191V190H26ZM70 191V190H69ZM13 192H15V191H13ZM22 193H23V191H22ZM25 194V193H24ZM23 194V195H24ZM0 195H1V193H0ZM20 195L18 196V197H20ZM15 196V195H14ZM82 196V195H81ZM22 197H24V196H22ZM21 197V198H22ZM7 199V198H6ZM13 199V201H14V197L13 198H8V200H12ZM17 199V198H16ZM7 200V201H8ZM4 200H2V202H3ZM2 202L0 201V204H2ZM12 202V201H11ZM88 202V201H87ZM3 203H5V204H2V207H1V205H0V207H1V209L3 210V212H6L7 213V211H4L5 209H4V207H3V205L5 206V205H7L8 204V202H7V204H6V201L5 202H3ZM10 203V202H9ZM17 203V202H16ZM12 205L11 206H13L14 204L13 203H11ZM10 205V204H9ZM87 205V204H86ZM8 207V206H7ZM16 207V206H15ZM17 207L19 208V207H21L20 205H17ZM16 207V208H17ZM15 208V209H16ZM1 209H0V211H1ZM9 209V208H8ZM7 209V210H8ZM13 210H14V208H12ZM10 211V210H9ZM12 213V212H11ZM99 213V212H98ZM0 214H1V212H0ZM5 214V213H4ZM15 214V213H14ZM2 215H3V213H2ZM8 215H10V214H8ZM156 215V214H155ZM1 216V215H0ZM5 216H6V214H5ZM5 216L3 215L1 218H0V221H2L3 219L2 218H5ZM11 216V218L12 219H14L15 218V216L14 215H10ZM9 216V217H10ZM6 218H8L7 216H6ZM5 218V219H6ZM154 218H156V217H154ZM4 219V220H5ZM10 219V218H9ZM227 219V218H226ZM4 220H3V222L2 223H4ZM6 220H8V219H6ZM6 220H5V222H6ZM11 220V219H10ZM10 220H8V221H10ZM149 220H150V218H149ZM7 221V222H8ZM151 221V220H150ZM146 222V221H145ZM1 223V224H2ZM5 224H7V223H5ZM4 225V224H3ZM2 225V227H0V230L4 227ZM1 226V225H0ZM158 228V227H157ZM104 229V228H103ZM4 230V229H3ZM99 232H100V230H99ZM106 232V231H105ZM96 233V232H95ZM156 233H158V231L156 232ZM108 234V233H107ZM155 234V233H154ZM153 234V235H154ZM99 236L100 235H98L97 236V238H98V241H99V239H103L104 238V236H106V234L105 235H102V236H100L101 238H99ZM150 236V235H149ZM155 236V235H154ZM156 236H158V234L156 235ZM94 237H96V235L94 236ZM152 237V236H151ZM106 238V237H105ZM146 238V237H145ZM155 238V237H154ZM154 238H152V239H154ZM157 238V237H156ZM155 238V239H156ZM94 240V238H91V240ZM96 239V238H95ZM101 239V241H105V239H103L102 240ZM154 239V240H155ZM92 240V241H93ZM143 240V239H142ZM153 240V241H154ZM96 241H97V239H96ZM96 241L94 240V243H96ZM97 241V242H98ZM149 241V240H148ZM102 243V242H101ZM147 243V242H146ZM145 243V244H146ZM152 243V242H151ZM150 243V245L149 246H151L152 244H154V243H156V241H154L152 244ZM93 244V243H92ZM98 244V243H97ZM100 244V243H99ZM142 244V243H141ZM149 244V243H148ZM101 246L102 245H104L103 243L102 244H100ZM91 246H93V245H91ZM90 246H88V248H89ZM96 247H98V246H96ZM143 247V246H142ZM145 247V246H144ZM154 247V246H153ZM153 247H151V248H153ZM141 248V247H140ZM148 247H147V245H146V249H147ZM248 248V247H247ZM264 248V247H263ZM100 248H98V250H99ZM145 248H144V251L146 250ZM150 249V248H149ZM198 249V248H197ZM249 249V248H248ZM251 249V251L254 249H252V248H250ZM257 249H258V247H257ZM88 250V249H87ZM94 250V249H93ZM93 250H91L92 252H94ZM139 250V249H138ZM194 251H195V248L193 249ZM243 250V249H242ZM242 250H241V252H239V253H237V254H240V253H243L242 252ZM263 250V249H262ZM77 251V248L76 247H74V246H70L69 247V249H68V251L66 252V253H64V255H63V259H62V262L60 263V264H70V262L74 259V256H75V254L77 253L76 252ZM97 251V250H96ZM96 251L94 252L95 254H97L96 253ZM193 251V252H194ZM248 252H251V251H249V250H247ZM246 251V253L248 254V252ZM33 252V251H32ZM142 252V251H141ZM146 252H148L149 253V250L148 251H146ZM34 253V252H33ZM147 253V254H148ZM94 254V255H95ZM141 254V253H140ZM145 254V253H144ZM193 254V253H192ZM199 254V253H198ZM198 254H197V256H198ZM128 255V254H127ZM130 255V254H129ZM129 255H128V257H129ZM149 255V254H148ZM241 255H243V254H241ZM246 255V254H245ZM244 255V256H245ZM1 256V255H0ZM83 256H84V254H83ZM88 256V255H87ZM192 256V255H191ZM190 256V257H191ZM200 256V255H199ZM211 256V255H210ZM235 256V255H234ZM233 256V257H234ZM145 259H146V256H143ZM239 257V256H238ZM246 257H247V255H246ZM129 258H131V257H129ZM144 258H141V259H144ZM186 258V257H185ZM202 258V257H201ZM204 258V257H203ZM40 259V257L37 259V261L36 262H38V260ZM125 259H127V256H125ZM182 259V258H181ZM180 259V260H181ZM189 259V258H188ZM198 259H200V258H198ZM206 259H207V257H206ZM218 259H222V258H218ZM228 259L229 258H227V260L224 258V260H226L227 262H228ZM233 259V258H232ZM35 260V259H34ZM33 260V261H34ZM80 260V259H79ZM130 260V259H129ZM223 259H222V261H224ZM207 261V260H206ZM214 261V260H213ZM35 262V263H36ZM91 262V261H90ZM25 264H27V263H25ZM28 264H31V263H28ZM33 264V263H32ZM85 264V263H84ZM114 264V263H113Z\"/></svg>", "mask_w": 264, "mask_h": 264}, {"label": "snow or ice", "instance_id": "6c2138e0", "mask_svg": "<svg viewBox=\"0 0 264 264\" xmlns=\"http://www.w3.org/2000/svg\"><path fill=\"white\" fill-rule=\"evenodd\" d=\"M185 0H182L180 6L184 4ZM251 0H234L233 7L235 8V27L237 31L241 34V36H248L249 35V28L243 23V15L245 11L250 7ZM194 5L200 7L203 10L211 9L215 15L218 13L214 11V9L218 8L219 0H187V3L184 7ZM135 11V19L136 21L142 26L141 30L148 31L151 34L155 35L152 25H150L146 20L147 14V0H138L137 3L132 5ZM182 7V8H184ZM209 31L213 32V26L208 29ZM251 36L255 37L253 32L250 33ZM260 45L262 50H264V40H260ZM162 49H171L170 47H163L160 45ZM216 52V51H215ZM215 55V54H214ZM213 55V56H214ZM213 56L205 59L210 60Z\"/></svg>", "mask_w": 264, "mask_h": 264}]
</instances>
